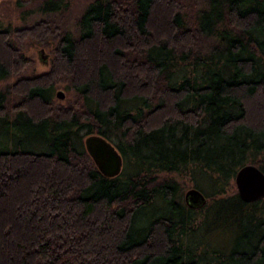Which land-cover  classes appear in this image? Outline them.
<instances>
[{
	"label": "trees",
	"instance_id": "obj_1",
	"mask_svg": "<svg viewBox=\"0 0 264 264\" xmlns=\"http://www.w3.org/2000/svg\"><path fill=\"white\" fill-rule=\"evenodd\" d=\"M205 1L188 18L179 0H92L75 35L0 27V79L31 63L25 38L51 52L0 89V264H264V197L227 192L240 165L264 172V0ZM89 132L120 152L117 175L94 166ZM181 173L203 205L180 198Z\"/></svg>",
	"mask_w": 264,
	"mask_h": 264
},
{
	"label": "rangeland",
	"instance_id": "obj_2",
	"mask_svg": "<svg viewBox=\"0 0 264 264\" xmlns=\"http://www.w3.org/2000/svg\"><path fill=\"white\" fill-rule=\"evenodd\" d=\"M90 1L92 0H61V4H59L60 5L59 7L54 8L52 10L42 11L39 7L41 0H0V27L7 26L10 29H13L16 27L28 25L30 23L35 22L38 19L48 18L52 20L54 24L57 25L61 24V26L64 27L66 30H68L72 35H75L78 32L76 25V18L81 14V12L85 9V7ZM179 1L181 4L180 5L181 11L184 13L185 17L188 18L192 17L197 10L204 8L206 6L205 0H179ZM164 7L165 6L163 4H158L156 5L155 10L157 9L159 13L160 12L162 13L163 11H165V8L167 10V5L165 8ZM153 15L154 17H158V14L156 12H154ZM161 20L162 19H157L156 21L153 20L151 22L154 26L159 27V25L161 26ZM14 40L15 38H13V41ZM204 41L207 42L208 39H205ZM113 44L116 45L117 43H112V45ZM40 47H42L44 53L47 54L45 61H41L39 58L38 49ZM20 48L25 55L31 57V63H29L20 71H18V73L0 79V89H3L7 87L9 84H11V82H13L18 75L23 74L27 76L31 74H39L41 72L46 71L49 67V57L51 54L50 46H40L36 42L30 41L28 38H25L23 42L20 44ZM81 54H82L81 57L86 56L84 50L83 53L81 51ZM90 60L92 62H97L100 60V56L95 55V57L94 56L90 57ZM92 67L93 66L90 65L89 68ZM88 72H91V69H89ZM57 90L62 91L63 96L61 98L56 96L55 92ZM70 94L71 93L69 91L67 92V90H65L64 88H62V86L59 85H56L55 88L53 89V99L57 102L59 101L60 103H63L66 98H69ZM17 100H18L17 96L8 93L6 97L4 109L7 112L9 111L10 113L13 104H16ZM30 104H31V109L29 107L28 108L26 107L29 112L31 113L34 111L40 112L39 105L34 104V102H30L29 106ZM174 178L178 184L177 192L180 193V198L183 199V192L185 189L192 186V180L189 177V175L186 173L174 175ZM227 192L228 193L236 192V187L233 182V179H231L229 182V185L227 187ZM206 201H207V197H206ZM197 220L195 222H197ZM225 240H226V236H225ZM222 241H223V237L221 236L220 237L215 236L213 238L214 244H218V245L222 244Z\"/></svg>",
	"mask_w": 264,
	"mask_h": 264
},
{
	"label": "water",
	"instance_id": "obj_3",
	"mask_svg": "<svg viewBox=\"0 0 264 264\" xmlns=\"http://www.w3.org/2000/svg\"><path fill=\"white\" fill-rule=\"evenodd\" d=\"M39 58L45 61L47 54L43 48L38 49ZM264 65V58L262 60ZM61 98V90L55 92ZM83 147L96 169L104 176L117 175L122 166V156L115 145L96 132L86 133L83 138ZM236 193L243 201H253L264 197V172L253 163L240 165L233 175ZM183 201L189 207H199L206 201L205 195L196 187L191 186L184 190Z\"/></svg>",
	"mask_w": 264,
	"mask_h": 264
}]
</instances>
